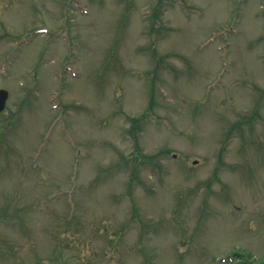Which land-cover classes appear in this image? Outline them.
<instances>
[{
	"label": "rangeland",
	"instance_id": "1",
	"mask_svg": "<svg viewBox=\"0 0 264 264\" xmlns=\"http://www.w3.org/2000/svg\"><path fill=\"white\" fill-rule=\"evenodd\" d=\"M0 88V264L264 258V0H0Z\"/></svg>",
	"mask_w": 264,
	"mask_h": 264
},
{
	"label": "water",
	"instance_id": "2",
	"mask_svg": "<svg viewBox=\"0 0 264 264\" xmlns=\"http://www.w3.org/2000/svg\"><path fill=\"white\" fill-rule=\"evenodd\" d=\"M8 92L5 89H0V111L4 108Z\"/></svg>",
	"mask_w": 264,
	"mask_h": 264
},
{
	"label": "trees",
	"instance_id": "3",
	"mask_svg": "<svg viewBox=\"0 0 264 264\" xmlns=\"http://www.w3.org/2000/svg\"><path fill=\"white\" fill-rule=\"evenodd\" d=\"M243 261L245 262V264H264V262H261V263H253V262L247 261V258H244Z\"/></svg>",
	"mask_w": 264,
	"mask_h": 264
}]
</instances>
